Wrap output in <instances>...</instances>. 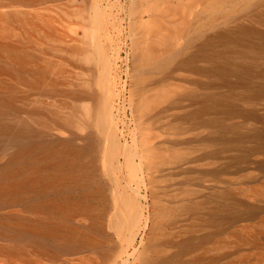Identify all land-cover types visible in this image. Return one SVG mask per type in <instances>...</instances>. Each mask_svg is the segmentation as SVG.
Listing matches in <instances>:
<instances>
[{
    "label": "bare ground",
    "instance_id": "6f19581e",
    "mask_svg": "<svg viewBox=\"0 0 264 264\" xmlns=\"http://www.w3.org/2000/svg\"><path fill=\"white\" fill-rule=\"evenodd\" d=\"M119 1L118 91L98 0H83L80 45L60 49L45 31L38 53L24 33L10 41L19 13H0V206L54 219L0 215V236L64 239L49 255L61 264H264V0ZM195 130L199 148L166 136ZM197 150L208 168L194 178L181 164Z\"/></svg>",
    "mask_w": 264,
    "mask_h": 264
},
{
    "label": "rangeland",
    "instance_id": "374dc122",
    "mask_svg": "<svg viewBox=\"0 0 264 264\" xmlns=\"http://www.w3.org/2000/svg\"><path fill=\"white\" fill-rule=\"evenodd\" d=\"M102 5V11L105 13L103 19L105 33L110 44V49L119 53V57L115 62L114 71L112 76L116 80V90L122 86L123 80H125V71L127 69L128 62H125V57L129 52L128 38L126 35V21L123 19L121 12V2L119 0H98ZM83 0H40L32 3L23 2H12L9 3L7 0H0V13H4L8 7L16 10L18 20L13 25L12 35L10 37L11 42H16L19 35L24 33V39L28 42L31 49H34L35 53L41 48H46L49 41H45L39 38L41 32H47L51 35V42L57 47L64 48L67 46L80 45L84 40V27L89 16V8L84 11L82 9ZM88 7V6H87ZM35 29H38L36 32ZM54 55L62 56L63 58L75 59L72 56L65 54L63 50H58ZM46 56V54H45ZM47 57L49 55L47 54ZM128 92L125 91L115 104V111L127 107ZM46 101L50 99L46 98ZM127 111V110H126ZM174 111L170 110L167 112L166 123L170 125L173 119L172 114ZM127 125L129 123V114L127 112L125 118ZM126 126V124H125ZM126 128H124L125 130ZM56 129L53 130L56 133ZM205 136V132H203ZM168 140L173 144V148H199L198 145V131L192 132H178L176 134H167ZM166 138V137H165ZM204 157L206 158V151H204ZM182 162L181 168L187 170L191 169L193 176L200 175L201 170H207V166L202 165L200 167V153L194 151ZM192 159V160H191ZM191 160V161H189ZM206 160H203L204 164ZM195 180V179H194ZM197 182V179L195 180ZM204 182L203 185H207ZM200 188V187H197ZM144 194L143 191L140 192ZM142 202V201H141ZM149 203V199L147 200ZM143 203V202H142ZM145 203H143L144 205ZM15 214L27 223H31L35 220L50 221L54 219L45 216L43 213H36L32 210H24L19 205H6L0 206V215L6 216ZM145 214V213H144ZM73 223L78 225H84L86 221L81 217L73 218ZM146 228L143 229L138 235L135 244L139 241H143L146 237ZM37 240L29 239L26 237L17 236L16 238H10L9 236H0V264H61L62 259L51 258L49 255L58 253L60 254L68 244L64 239H49L42 244V248H37L34 242ZM116 247L118 248L121 244L119 238H115ZM11 247H16V251L13 253L8 252ZM63 249V250H62ZM43 250V251H40ZM131 252V249H129ZM90 257L75 258L66 261L65 264H99L98 259L94 255ZM116 264H119L118 262Z\"/></svg>",
    "mask_w": 264,
    "mask_h": 264
}]
</instances>
